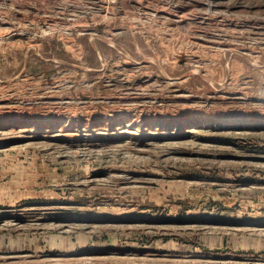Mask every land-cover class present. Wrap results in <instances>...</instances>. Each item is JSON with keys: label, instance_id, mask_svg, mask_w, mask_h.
I'll list each match as a JSON object with an SVG mask.
<instances>
[{"label": "rangeland", "instance_id": "obj_1", "mask_svg": "<svg viewBox=\"0 0 264 264\" xmlns=\"http://www.w3.org/2000/svg\"><path fill=\"white\" fill-rule=\"evenodd\" d=\"M0 264H264V0H0Z\"/></svg>", "mask_w": 264, "mask_h": 264}]
</instances>
